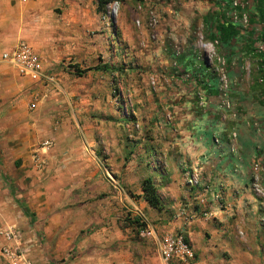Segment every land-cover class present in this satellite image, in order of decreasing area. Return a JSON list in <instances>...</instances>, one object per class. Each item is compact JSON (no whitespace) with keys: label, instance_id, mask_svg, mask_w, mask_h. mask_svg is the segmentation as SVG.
I'll return each mask as SVG.
<instances>
[{"label":"rangeland","instance_id":"374dc122","mask_svg":"<svg viewBox=\"0 0 264 264\" xmlns=\"http://www.w3.org/2000/svg\"><path fill=\"white\" fill-rule=\"evenodd\" d=\"M76 1L86 10L77 23L80 43L74 57L66 56L63 61L84 72L77 76L65 71L62 97L69 103L63 111L69 117L68 128L84 145V153L74 166L64 167L71 168V179L66 182L73 186L77 181L90 183L89 173H81L79 166L100 168L101 172L93 175L91 188L86 184L69 195L68 206L83 211L94 201L93 217L107 213L104 225L118 229L119 238L108 243L109 258L84 249L67 255L64 264H161L154 241L141 235L151 221L143 208L140 184L143 178L156 176V165L169 172L167 180L178 175L176 187L181 195L182 164L195 165V159L186 158L187 151L180 150L188 141L204 144L209 155L207 172L224 168L234 177L233 185L244 187L248 194L243 203L228 209V227L220 228L217 221L220 234L211 236L205 229L201 237H195V243L209 246L214 253L211 257L201 250L195 253V261L219 264L218 259L224 257L230 264H264V62L260 55L264 41L259 38L264 21L258 0H117L107 6L104 15L96 11V0ZM228 23L237 33L224 41L218 26ZM73 28L67 25L59 30L62 41L68 42ZM48 34L59 41L55 31ZM222 67L225 82L216 70ZM27 107L32 110L30 102ZM232 132H236L234 142ZM40 145L30 146L32 158L36 150L41 156ZM61 151L62 156L68 150ZM256 157L262 161L258 178L262 191L253 186ZM2 159L0 155V226L6 224L5 228L14 226L16 210L12 214L10 204L2 199L8 194L2 180ZM16 174L21 176V171ZM163 193L170 203L167 207L162 204L158 211L167 212L166 224L174 227L178 216L173 215L181 208L174 206L177 200L172 188ZM210 216L209 212L200 219L206 221ZM135 219L145 225L133 222ZM94 225L84 227L83 236L93 234ZM222 239H232L228 248L234 250L219 254ZM56 263L50 260V264ZM0 264H10L1 252Z\"/></svg>","mask_w":264,"mask_h":264},{"label":"crops","instance_id":"0c3cea01","mask_svg":"<svg viewBox=\"0 0 264 264\" xmlns=\"http://www.w3.org/2000/svg\"><path fill=\"white\" fill-rule=\"evenodd\" d=\"M85 12L84 5L81 6L76 0H0V51H9L19 41H25L39 55L43 73L53 77V82L32 79L28 75L20 74L10 63L0 61V141L2 142L0 155L3 157L1 165L4 168L2 180H5V190L8 193L3 195L2 199L10 204L8 208L9 210L12 208V214L14 209L16 210V218H13L11 223L13 227L20 230L19 244L27 249L26 256L32 264H50V260L56 261V264H64L66 261L63 259L67 255H72L77 250L84 251V249L97 250L109 258L112 251L108 243L119 238L118 229L104 225L108 218L107 213L93 217V209L96 210L94 201L88 202L89 214L87 208L81 211L76 207L72 209L68 206L72 200L68 199L69 195H75L74 192H78L86 184H90L91 188V185H94L91 182L93 175L101 172L100 168L93 169L89 166L83 169L79 166L77 170H81V173H89L91 181L90 183L77 181L73 186L71 182H66L71 179V168H64L69 163L74 166L79 154L84 153L82 149L84 145H81V142L76 139V134L68 128L69 117L63 111L68 110L69 103L63 101L64 87L62 86L63 79L66 77L65 71L74 73V67L76 68V65H65L63 60L66 56L74 57L73 55L76 54L80 43L78 18L79 14L85 15ZM67 25L75 28L71 31L68 42H65L62 41V32L59 30H63ZM49 31H55L59 35L58 42L54 41L56 37L52 38L48 34ZM54 69L59 70L53 72ZM38 94L39 97L35 99V95L38 96ZM29 102L32 105L31 111L27 107ZM155 139L160 142L165 140ZM44 140L52 141L51 148L41 149L40 160H35L30 155V146ZM60 143H63L61 144L64 145L63 149ZM188 143L186 147H180V150L183 153L186 150L183 156L186 158L191 156L195 159V165L182 164L181 195L178 196L176 187L178 175L175 173L172 180H167L169 172L166 169L160 170L156 165L153 166L156 176L152 180L162 203L165 207L170 203L163 190L172 188L173 197L177 200L174 206L177 209L181 208L173 215V218L178 216V220H173L174 227H168L166 224L169 216L164 210L159 212L149 206L145 200H143V208L148 212L147 216L151 221L149 224L156 233L184 232L194 253H200L202 250L201 253L206 255L210 253L213 257L214 253H211L210 247L195 243L196 238L201 237L205 229L211 232V236H213L212 233L220 234V231H216L217 221L221 223L220 228L228 227L229 218L226 217L228 209L233 204L243 203V198L248 194L246 190L243 191L244 187L238 189L233 185L234 177L223 171L224 168L223 170L214 169L211 174L207 172L205 163L209 155L207 157L204 144L198 141H188ZM88 144L91 145L92 142L88 141ZM66 148L67 153L61 156V150ZM85 160L86 157L82 161ZM18 169L21 171V176L16 174ZM186 172L190 175L196 174L200 184L205 183L210 186V192L205 194L202 192L203 187L199 185L189 186L184 178ZM215 191L221 197L219 202L211 201V193ZM139 192L141 193V189ZM202 196L205 197V205L200 203ZM180 197L183 198L182 202L178 201ZM203 209L210 212L209 219L203 221L198 216L190 224L185 222L183 212L192 214L194 211L199 212ZM1 211L2 209L0 214ZM156 218L159 219H157L158 222ZM233 219L236 220L237 217ZM152 221L156 223L152 224ZM88 224H95L96 229L93 234L86 237L83 236L82 229ZM115 224L116 222H113L112 227ZM4 225L0 228H4L2 227ZM233 225L236 227V223ZM232 233L236 236L233 231ZM230 240H220V244L224 246H218L219 254H223L224 249H228L229 252L234 250V247L228 248ZM2 242L4 241L0 239V245ZM157 257L160 259L159 255ZM218 262L230 264L226 263L224 257L218 259ZM198 263L199 259L193 264ZM102 264L111 263L106 261Z\"/></svg>","mask_w":264,"mask_h":264},{"label":"built area","instance_id":"2783aa9c","mask_svg":"<svg viewBox=\"0 0 264 264\" xmlns=\"http://www.w3.org/2000/svg\"><path fill=\"white\" fill-rule=\"evenodd\" d=\"M26 1V0H21ZM260 50H264V46L260 47ZM0 61H5L13 65L20 74L28 75L32 79H45L53 82V77L43 73L41 61L39 55L32 49V47L25 41H19L11 50L0 51ZM223 64V62H222ZM220 70V80L225 82V75L222 68H216ZM232 141L234 142L236 138V132L231 133ZM52 145L51 140H44L41 142L40 150L47 149ZM35 160H40L41 156L38 151L34 154ZM262 161L260 158H255L252 167L254 171V182L253 186L256 191H262L258 178L259 171L261 169ZM185 182L189 186H202L203 192L208 194L210 192V186L199 183V178L196 174L185 173ZM220 195L218 192L211 193V201L220 200ZM200 203L205 205L206 201L204 197L200 198ZM185 214V222L191 223L193 220L199 217L208 216V211L204 209L201 211H194L192 214ZM141 235L149 237L154 241L156 250L158 252L161 264H193L195 261V253L187 240L186 236L182 233H169L158 234L151 226V224H146L142 229ZM0 239L4 242L0 245L1 255L10 264H32V262L26 256V248L22 247L20 243L21 232L16 227H5L0 228ZM13 242V243H11Z\"/></svg>","mask_w":264,"mask_h":264},{"label":"trees","instance_id":"16d2710c","mask_svg":"<svg viewBox=\"0 0 264 264\" xmlns=\"http://www.w3.org/2000/svg\"><path fill=\"white\" fill-rule=\"evenodd\" d=\"M113 1H117V0H96V11L101 15H104L107 12V6ZM258 2L259 4L257 9L261 15L260 19L264 21V0H258ZM248 20L252 21V19H248ZM218 32H219V37L224 41L228 40L234 34L237 33L233 25L229 23L227 25L218 26ZM259 35H261L259 36V38H261V40L264 41V31L260 32ZM260 55L263 57V62H264V52L260 53ZM202 63L204 66H206V68L208 67V64L205 61H202ZM83 72L84 70L74 67V73L76 75L81 76ZM140 189H141V196L148 203L149 206L157 210H160L162 208L163 203L161 201L160 194L158 193L157 188L151 177H145L142 179L140 184ZM133 222L139 224V221L137 219H135ZM139 225L143 226L145 224L140 223Z\"/></svg>","mask_w":264,"mask_h":264},{"label":"clouds","instance_id":"9594fccd","mask_svg":"<svg viewBox=\"0 0 264 264\" xmlns=\"http://www.w3.org/2000/svg\"><path fill=\"white\" fill-rule=\"evenodd\" d=\"M256 158H259V157H256Z\"/></svg>","mask_w":264,"mask_h":264}]
</instances>
